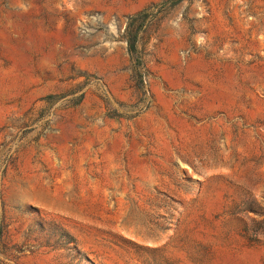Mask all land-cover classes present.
I'll use <instances>...</instances> for the list:
<instances>
[{
  "label": "rangeland",
  "instance_id": "rangeland-1",
  "mask_svg": "<svg viewBox=\"0 0 264 264\" xmlns=\"http://www.w3.org/2000/svg\"><path fill=\"white\" fill-rule=\"evenodd\" d=\"M0 264H264V0H0Z\"/></svg>",
  "mask_w": 264,
  "mask_h": 264
},
{
  "label": "trees",
  "instance_id": "trees-1",
  "mask_svg": "<svg viewBox=\"0 0 264 264\" xmlns=\"http://www.w3.org/2000/svg\"><path fill=\"white\" fill-rule=\"evenodd\" d=\"M147 18L148 15L145 12L129 17L122 36L126 42L127 53L132 62L135 80L138 85H141V87L143 83L144 64L142 56L138 51L137 44L139 32L142 26L145 24ZM82 96L83 95H81L79 99H81ZM52 99H54L52 96H48L46 101H51Z\"/></svg>",
  "mask_w": 264,
  "mask_h": 264
}]
</instances>
